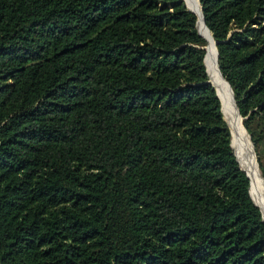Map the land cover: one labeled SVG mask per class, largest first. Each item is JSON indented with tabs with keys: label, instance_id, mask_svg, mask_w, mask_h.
<instances>
[{
	"label": "trees",
	"instance_id": "16d2710c",
	"mask_svg": "<svg viewBox=\"0 0 264 264\" xmlns=\"http://www.w3.org/2000/svg\"><path fill=\"white\" fill-rule=\"evenodd\" d=\"M198 3L264 178V0ZM200 21L0 0V264H264Z\"/></svg>",
	"mask_w": 264,
	"mask_h": 264
},
{
	"label": "bare ground",
	"instance_id": "6f19581e",
	"mask_svg": "<svg viewBox=\"0 0 264 264\" xmlns=\"http://www.w3.org/2000/svg\"><path fill=\"white\" fill-rule=\"evenodd\" d=\"M187 2L189 7L195 10L197 14L201 16L199 29L210 40L209 42L210 44L208 46V56H207V61L210 71L209 74L212 80L215 82L219 94L222 98L223 109L231 126L233 141L238 148V154H237L238 159L241 165L246 169L248 175L250 176L251 189L254 191V195H253V191H252V195L253 197L255 196L254 199L258 204V206L260 207L264 218V180L261 176L252 149L253 144L251 145L248 135L246 133V129L244 125H242L243 123L241 122L242 121L241 116L238 112L233 95L231 93L232 90H230L231 88H229L230 85L228 82H227L228 84L226 83L227 80L221 73L220 68H218L219 63H217L218 58H217L216 45L214 43L210 29L206 27L207 25L202 15V9L200 7L201 5L198 3L199 1L197 2L196 0H187ZM208 30L210 31L211 34L209 33Z\"/></svg>",
	"mask_w": 264,
	"mask_h": 264
},
{
	"label": "water",
	"instance_id": "95a60500",
	"mask_svg": "<svg viewBox=\"0 0 264 264\" xmlns=\"http://www.w3.org/2000/svg\"><path fill=\"white\" fill-rule=\"evenodd\" d=\"M186 1V4H187V6L189 7V5H188V2H187V0H185ZM199 2H200V0H199ZM200 5H201V3H200ZM189 9H191L192 11H194L195 13H197L195 10H193L192 8H190L189 7ZM201 9H202V5H201ZM198 15V14H197ZM202 15H203V18H204V21H205V23H206V20H205V16H204V13H203V10H202ZM208 26V25H207ZM199 27V26H198ZM209 28V27H208ZM210 29V28H209ZM199 31H200V29H199ZM211 31V30H210ZM200 33L210 42V40H209V38L205 35V34H203L201 31H200ZM212 37H213V40H214V43H215V45H216V49H217V58H219V50H218V47H217V43H218V40L217 39H215L214 38V36H213V34H212ZM210 44V43H209ZM209 44L206 46V48H207V51H208V46H209ZM207 54V53H206ZM205 61H206V57H205ZM218 63H219V61H218ZM206 64H207V61H206ZM219 68H220V65H219ZM207 69H208V65H207ZM220 71H221V69H220ZM221 73H222V71H221ZM223 74V73H222ZM224 76V75H223ZM210 79H211V81L213 82V84L216 86V84H215V82L212 80V78H211V76H210ZM227 80V79H226ZM227 82L229 83V81L227 80ZM229 85H230V83H229ZM230 88H231V90H232V95H233V98H234V101H235V104H236V106H237V102H236V99H235V96H234V91H233V88L231 87V85H230ZM216 89H217V92H218V95L220 96V94H219V91H218V88H217V86H216ZM220 98H221V96H220ZM221 100H222V98H221ZM222 107H223V102H222ZM237 109H238V112H239V114H240V116H241V119L243 120V116L241 115V113H240V111H239V108H238V106H237ZM223 111H224V109H223ZM224 114H225V112H224ZM225 118H226V120L228 121V119H227V117H226V115H225ZM228 124H229V121H228ZM229 126H230V124H229ZM245 127V126H244ZM230 129H231V126H230ZM245 129H246V127H245ZM231 132H232V130H231ZM246 132H247V130H246ZM248 134V133H247ZM248 136H249V134H248ZM249 139H250V136H249ZM251 140V139H250ZM232 144H233V142H232ZM235 152H236V150H235ZM254 152V155H255V158H256V154H255V151H253ZM236 155H237V153H236ZM237 159H238V156H237ZM238 161H239V159H238ZM240 162V161H239ZM240 165H241V163H240ZM258 165V164H257ZM241 167L244 169V170H246L242 165H241ZM246 174H247V176L249 177V180H250V186H251V179H250V176L248 175V173L246 172ZM262 176V175H261ZM262 178H263V176H262ZM263 180H264V178H263ZM250 195H251V193H250ZM252 197V196H251ZM253 199V198H252ZM254 200V199H253ZM255 202V201H254ZM255 204L258 206V204L255 202ZM259 207V206H258ZM260 208V207H259ZM260 211H261V209H260ZM261 215H262V212H261ZM262 218H263V215H262ZM264 219V218H263Z\"/></svg>",
	"mask_w": 264,
	"mask_h": 264
},
{
	"label": "rangeland",
	"instance_id": "374dc122",
	"mask_svg": "<svg viewBox=\"0 0 264 264\" xmlns=\"http://www.w3.org/2000/svg\"><path fill=\"white\" fill-rule=\"evenodd\" d=\"M208 56V55H207ZM207 63H208V61H207ZM208 68H209V66H208ZM210 72V71H209ZM241 122H243V120L241 121ZM242 125H244V124H242ZM247 133V132H246ZM248 135V134H247ZM248 138H249V136H248ZM250 140V139H249ZM232 142L234 143V141H233V134H232ZM250 143H251V145H252V142H251V140H250ZM233 146H234V148H235V150H236V153L238 154V148H237V145L234 143L233 144ZM252 149H253V151H254V148H253V145H252ZM257 162V161H256Z\"/></svg>",
	"mask_w": 264,
	"mask_h": 264
}]
</instances>
